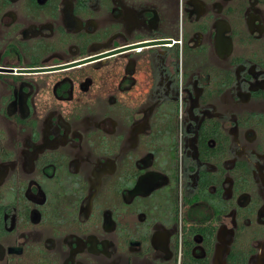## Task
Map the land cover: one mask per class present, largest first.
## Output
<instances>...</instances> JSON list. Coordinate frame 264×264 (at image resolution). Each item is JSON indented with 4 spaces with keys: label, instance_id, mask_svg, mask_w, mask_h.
I'll list each match as a JSON object with an SVG mask.
<instances>
[{
    "label": "flooded vegetation",
    "instance_id": "af4514ba",
    "mask_svg": "<svg viewBox=\"0 0 264 264\" xmlns=\"http://www.w3.org/2000/svg\"><path fill=\"white\" fill-rule=\"evenodd\" d=\"M0 264H264V0H0Z\"/></svg>",
    "mask_w": 264,
    "mask_h": 264
}]
</instances>
